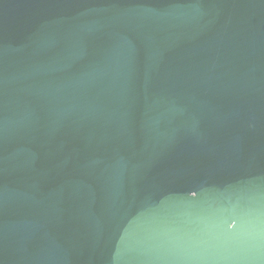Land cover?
I'll return each instance as SVG.
<instances>
[{
    "label": "water",
    "instance_id": "water-1",
    "mask_svg": "<svg viewBox=\"0 0 264 264\" xmlns=\"http://www.w3.org/2000/svg\"><path fill=\"white\" fill-rule=\"evenodd\" d=\"M0 264H264V0H0Z\"/></svg>",
    "mask_w": 264,
    "mask_h": 264
}]
</instances>
